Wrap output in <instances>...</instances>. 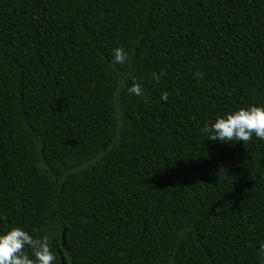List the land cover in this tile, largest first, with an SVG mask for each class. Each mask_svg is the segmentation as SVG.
<instances>
[{
  "label": "trees",
  "instance_id": "obj_1",
  "mask_svg": "<svg viewBox=\"0 0 264 264\" xmlns=\"http://www.w3.org/2000/svg\"><path fill=\"white\" fill-rule=\"evenodd\" d=\"M250 104L264 0H0V233L53 264H264V140L204 132Z\"/></svg>",
  "mask_w": 264,
  "mask_h": 264
},
{
  "label": "clouds",
  "instance_id": "obj_2",
  "mask_svg": "<svg viewBox=\"0 0 264 264\" xmlns=\"http://www.w3.org/2000/svg\"><path fill=\"white\" fill-rule=\"evenodd\" d=\"M113 62L125 64L128 54L123 47L112 50ZM153 78L159 82L160 75L153 73ZM196 77L203 73H194ZM128 92L142 96L143 89L139 83H133ZM168 93L161 94V99L166 100ZM204 132L210 141L221 143L250 141L253 136L264 140V106L250 104L239 107L234 111L225 112L209 125H205ZM32 249L31 255L25 249ZM264 250V247H262ZM55 256L44 240L34 239L28 232L19 227H13L0 233V264H53Z\"/></svg>",
  "mask_w": 264,
  "mask_h": 264
},
{
  "label": "water",
  "instance_id": "obj_3",
  "mask_svg": "<svg viewBox=\"0 0 264 264\" xmlns=\"http://www.w3.org/2000/svg\"><path fill=\"white\" fill-rule=\"evenodd\" d=\"M62 239H63V237H62Z\"/></svg>",
  "mask_w": 264,
  "mask_h": 264
}]
</instances>
